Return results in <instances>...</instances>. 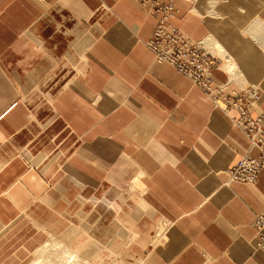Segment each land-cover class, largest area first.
I'll return each instance as SVG.
<instances>
[{
	"label": "crops",
	"instance_id": "0c3cea01",
	"mask_svg": "<svg viewBox=\"0 0 264 264\" xmlns=\"http://www.w3.org/2000/svg\"><path fill=\"white\" fill-rule=\"evenodd\" d=\"M173 1L172 22L216 39L264 111V0ZM155 26L143 0H0V264L49 233L104 263L264 264V169L227 182L250 140L155 60Z\"/></svg>",
	"mask_w": 264,
	"mask_h": 264
},
{
	"label": "built area",
	"instance_id": "2783aa9c",
	"mask_svg": "<svg viewBox=\"0 0 264 264\" xmlns=\"http://www.w3.org/2000/svg\"><path fill=\"white\" fill-rule=\"evenodd\" d=\"M143 1L152 4L153 13L156 15V26L147 41V46L154 52L155 60L171 64L179 73L190 78L250 140V146L226 170L227 182H257L260 171L264 169V111L256 113L261 97L260 90L248 82L238 83L236 87L230 86L236 81V74L230 71H226L225 83L217 85L213 71L221 66V61L205 48L207 44H211L208 37L194 40L172 22L177 11L173 0ZM253 147L259 150L257 155L251 154ZM253 226L256 230L253 245L256 249H264V208L254 215Z\"/></svg>",
	"mask_w": 264,
	"mask_h": 264
},
{
	"label": "rangeland",
	"instance_id": "374dc122",
	"mask_svg": "<svg viewBox=\"0 0 264 264\" xmlns=\"http://www.w3.org/2000/svg\"><path fill=\"white\" fill-rule=\"evenodd\" d=\"M204 39H206V38H204ZM204 39H202V40H204ZM208 39H209V37H208ZM208 41V40H207ZM205 47V46H204ZM208 51H210L211 53H213L216 57H218L219 59H220V69H222V70H224L225 72L226 71H230V72H232V73H234V74H236V81L238 82V83H244L245 82V80H243L242 79V77L241 76H239L238 75V73H236V72H234V71H232L231 70V68L229 67V66H226V65H228L229 64V62H230V60L228 59V58H225V55L223 56V55H221L220 53H218L217 52V50H215V49H213L212 47H211V45L210 44H207V46L205 47ZM222 56V57H221ZM228 61V62H227ZM193 82V81H192ZM213 102V101H212ZM214 104V103H213ZM222 110V109H221ZM223 111V110H222ZM224 112V111H223ZM225 113V112H224ZM227 115V114H226ZM52 239V240H51ZM53 240H61L63 243V247H66V246H69V247H72L71 246V244L70 243H66V242H64L62 239H61V235L60 234H54V233H49L45 238H44V240H43V242H42V244L43 243H45V242H50V241H53ZM42 244H40V246L42 245ZM66 245V246H65ZM86 249V247L85 248H82V250L81 251H79V255H80V263H82V264H138L139 263V261L141 260V259H139V260H137L136 262H125V261H120V259H113L111 262H109V263H104V262H100L99 261V257H98V253H95V254H87V253H85L84 252V250ZM35 250V249H34ZM34 250H26V249H23L22 251H21V253L19 254V256L20 257H15L16 258V260H17V264H32V262H34L35 261V259H36V257H37V255H36V253L34 252ZM51 251H52V253H51ZM50 253L51 254H53L54 253V249H52V250H50ZM50 253H48V254H50ZM56 253H54L53 255H55ZM49 258H51L50 257V255H49ZM52 259L54 260H56V257L55 258H53V256H52ZM51 259V260H52ZM52 260V261H53ZM83 260V261H82ZM55 264L57 263V262H55V261H53ZM52 263V262H51Z\"/></svg>",
	"mask_w": 264,
	"mask_h": 264
},
{
	"label": "bare ground",
	"instance_id": "6f19581e",
	"mask_svg": "<svg viewBox=\"0 0 264 264\" xmlns=\"http://www.w3.org/2000/svg\"><path fill=\"white\" fill-rule=\"evenodd\" d=\"M208 40L211 43L210 45L213 49L217 50V52L220 53L221 55H223V56L225 55V58H228L230 60L229 64L226 66H229L232 71L238 73V75L241 76L242 74H241L240 70L238 69L237 64L230 58V56L226 52L225 48L218 41H216V39H214L211 35L209 36ZM56 241L57 240H55L54 242L50 241V242H47L46 244H44L37 251V253H36L37 257H36L35 261L32 262V264H53L54 263L53 261L57 262L56 264H82V263H79L80 257H78V255L71 253L72 251L71 252L66 251V248L68 249V246L65 248L62 246L63 245L62 243H59ZM52 249H54V253H56L55 255H53L54 253L53 254L50 253V250H52ZM48 253H50V254H48ZM49 255L51 258H49ZM52 256H53V258L56 257V260L55 259L53 260Z\"/></svg>",
	"mask_w": 264,
	"mask_h": 264
}]
</instances>
